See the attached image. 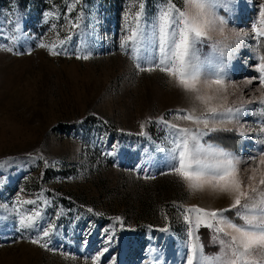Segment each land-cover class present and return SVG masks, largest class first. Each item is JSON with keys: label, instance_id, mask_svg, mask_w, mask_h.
Returning a JSON list of instances; mask_svg holds the SVG:
<instances>
[{"label": "rangeland", "instance_id": "obj_1", "mask_svg": "<svg viewBox=\"0 0 264 264\" xmlns=\"http://www.w3.org/2000/svg\"><path fill=\"white\" fill-rule=\"evenodd\" d=\"M173 2L188 10L184 0ZM166 7L165 0H0V264H92L98 255L96 264H185L192 242L202 245L208 264H219L215 229L197 228L195 213L185 209L230 206L231 198L190 192L168 174L163 149L170 130L160 122L195 129L175 110L207 109L166 74L138 72L133 55L140 52L131 43L121 47L137 28L158 51L153 32ZM262 7L264 0H233L206 9L210 23L190 52L223 69L224 84L202 93L212 97L208 103L243 109L234 119L210 122L218 130L201 144L221 149L207 141L218 131L239 138L237 152H228L242 159L245 185L252 168L257 185L264 171V36L253 31L264 29ZM85 54L90 58H76ZM213 78L210 68L200 85ZM231 211L243 224L238 209ZM28 215L34 224L21 228L20 217ZM44 231L50 235L41 239Z\"/></svg>", "mask_w": 264, "mask_h": 264}, {"label": "snow or ice", "instance_id": "obj_2", "mask_svg": "<svg viewBox=\"0 0 264 264\" xmlns=\"http://www.w3.org/2000/svg\"><path fill=\"white\" fill-rule=\"evenodd\" d=\"M165 2L167 7L160 12L158 24L153 32L158 51L152 48L153 40L137 28L132 30L131 35L125 37L121 47H126L131 43L133 51L140 52L139 56L133 55L138 72L151 73L158 70L166 74L171 78L170 82L173 86L189 94L190 98L195 101L201 102L207 109L206 113L200 115L195 113V109L175 110L177 120L191 122L197 126L195 129L180 128L177 124L165 121L163 117L160 118V122L165 123L170 130V147L163 149L167 156V172L182 181L190 192L209 190L213 193L226 194L231 198L228 209L209 211L198 206L185 209L186 213H195L194 222L197 228L203 224L215 229L221 245V254L216 257L219 264H264V171H261L257 185L254 183L257 169L252 168L253 174L248 177L249 183L245 185L239 176V165L243 162L242 159L222 148L216 149L213 146L205 148L201 144L204 136L218 130L215 127H209L210 122H223L225 117L234 119L243 109L221 105L211 106L208 101L212 97L202 93L206 88L210 89L213 84H224L223 69L215 68L218 61L212 59L200 61L198 57L195 60L190 58V52L196 51V44L202 43L201 38L205 36L210 23L205 18L206 9L215 8L221 2L231 5L233 0H184L188 10L177 8L173 0H165ZM192 8L199 11L193 15L190 12ZM260 17L261 22L264 23V7L260 11ZM136 18L139 20V12ZM220 23L223 25L227 21L221 20ZM78 26L77 23L72 22L73 28ZM253 31L264 36V29L253 28ZM242 39L243 34L237 32L235 44L239 46ZM61 43L63 44L64 41ZM40 47H46V45L41 44ZM213 48L216 49L215 44ZM5 50L12 51L11 48ZM50 54H58L55 51V45L50 49ZM76 58L87 60L90 57L85 54L78 55ZM210 68L214 78L210 84L205 81L201 86V77L208 74ZM259 71L264 73V64L259 66ZM260 85L264 88V75L260 77ZM201 124L203 128L199 127ZM143 127L142 123L141 134H143ZM261 131L264 132V128H261ZM259 164L264 165V151L259 154ZM25 203H32V201ZM232 209H238L237 215L244 220L242 225L223 217V212ZM188 219L186 214L185 220ZM34 221L35 217L32 215L21 216L19 226L21 228L30 227ZM188 234L190 237L193 235L191 230ZM219 234H223L224 238H219ZM49 235V231H44L41 239ZM107 241L110 244L112 237L108 236ZM30 242L48 249V244L41 243L40 240L32 239ZM50 250L55 251V249ZM104 251H108L107 247ZM99 259V255L93 257L92 264H96ZM208 259L202 251V245L196 242L188 245L185 264H208Z\"/></svg>", "mask_w": 264, "mask_h": 264}, {"label": "trees", "instance_id": "obj_3", "mask_svg": "<svg viewBox=\"0 0 264 264\" xmlns=\"http://www.w3.org/2000/svg\"><path fill=\"white\" fill-rule=\"evenodd\" d=\"M239 138L235 137L229 132H215L210 134L207 138L211 144L219 146L220 148L230 151L237 152L239 146ZM224 216L229 217L231 221H234L236 224L241 225L242 221L236 219L232 211H225Z\"/></svg>", "mask_w": 264, "mask_h": 264}, {"label": "crops", "instance_id": "obj_4", "mask_svg": "<svg viewBox=\"0 0 264 264\" xmlns=\"http://www.w3.org/2000/svg\"><path fill=\"white\" fill-rule=\"evenodd\" d=\"M230 205V204H229ZM230 206H222V207H218V208H215V209H209V208H206V207H200V208H203V209H206V210H223V209H228Z\"/></svg>", "mask_w": 264, "mask_h": 264}]
</instances>
